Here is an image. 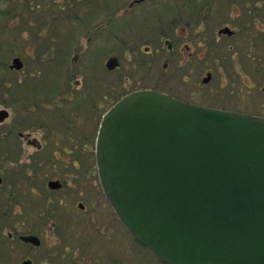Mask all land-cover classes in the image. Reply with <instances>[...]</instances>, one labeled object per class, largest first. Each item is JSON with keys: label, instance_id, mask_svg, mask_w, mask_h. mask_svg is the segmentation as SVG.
<instances>
[{"label": "rangeland", "instance_id": "obj_1", "mask_svg": "<svg viewBox=\"0 0 264 264\" xmlns=\"http://www.w3.org/2000/svg\"><path fill=\"white\" fill-rule=\"evenodd\" d=\"M58 1H53L54 5L48 1L49 7L53 8L49 11L48 6L44 9L42 0H33L32 5L38 3L44 9V18L33 13L22 21L17 18L16 23L8 21L10 25H5V31L10 32L16 42H13L14 52L4 58L8 67L5 81L10 88L1 87L0 108L7 109L9 117L0 123V132L8 133L14 122L19 125L14 135L17 136L18 131L28 132L33 123L26 114L31 97H42L48 91L59 89L63 82L60 74L64 71H67L70 81H73L71 73L81 79L77 94L81 96L76 99L77 107L89 110L95 105L99 110L94 126L83 130L84 136L88 133L90 137L96 135L97 119L100 120L102 112L122 94L144 87H156L204 105L264 116V47L258 43L264 39V6L261 0H144L130 7L131 0H86L88 10L74 16L72 11L54 10ZM11 3L22 4L20 0H10ZM205 8H210L206 10L208 16H199L197 11H204ZM178 9L195 11L194 19L202 22L203 30L188 33V37L192 35L194 39L191 40L196 43L191 55L189 51H183L184 54L175 51L174 56L169 58L160 35L173 38L175 33H182L178 27L173 31L165 22ZM63 15L70 17L67 24L71 28H64ZM53 18L58 22V27L51 26L54 22L50 25L49 21ZM159 18L164 20L163 29L157 22ZM108 19L110 24L106 23ZM226 22L236 28L237 34L232 39L221 37L214 41L217 30ZM42 23L48 27L38 35ZM87 36H90V42H86ZM253 36H258L254 43L251 42ZM50 46L56 51L52 62L43 60L42 56L47 48L51 49ZM146 47L152 51L149 52ZM156 48L157 53L154 51ZM74 52L79 53L77 60H72ZM112 54L119 63L109 71L110 74L106 71V75L115 80L114 97L109 96L105 100L102 92L93 97L90 94L97 89V75L101 68L106 70L105 61ZM16 55L24 62L19 70L9 67L12 57ZM255 61L259 64L258 72L255 71ZM164 63H167L166 67ZM76 68L81 69L75 71ZM207 68L212 70L208 83L203 82ZM69 88L73 89L71 85ZM96 98L100 103H96ZM12 144L14 146L8 148L0 146V176L3 179L0 184V198L3 199H0V205L12 199H32L28 196L20 198L21 192L27 191L29 176L22 166L17 167V161L14 163L17 156L22 157L21 150L30 153L33 152L32 148L22 141ZM94 146V142L83 145V176L70 189L53 190V200H80L89 206L92 202L96 203L95 206H103L107 199L99 183ZM5 193L14 197L7 199ZM3 218L0 212V222L4 221ZM122 231L125 233L117 222L116 233L119 237ZM127 250L129 264H160L148 254L147 258L141 257L144 248L134 239ZM121 260L117 259V264H125Z\"/></svg>", "mask_w": 264, "mask_h": 264}, {"label": "water", "instance_id": "obj_2", "mask_svg": "<svg viewBox=\"0 0 264 264\" xmlns=\"http://www.w3.org/2000/svg\"><path fill=\"white\" fill-rule=\"evenodd\" d=\"M95 152L117 217L163 263L264 264V117L135 91L102 117Z\"/></svg>", "mask_w": 264, "mask_h": 264}, {"label": "flooded vegetation", "instance_id": "obj_3", "mask_svg": "<svg viewBox=\"0 0 264 264\" xmlns=\"http://www.w3.org/2000/svg\"><path fill=\"white\" fill-rule=\"evenodd\" d=\"M48 1L51 5H54L53 1L57 0H47V4ZM58 2L54 10L72 11L73 16L74 14L84 13L89 7L86 0H59ZM134 3L139 2L131 0L128 6L130 7ZM49 8V11H52L53 8ZM208 9L197 11V14L206 17L208 16V13H206ZM195 13V11L188 9H178L172 17H167L165 22L173 28V31H176L177 27L182 30L180 35L174 32L175 37L173 38L171 36L164 37L163 34L160 35L166 51L169 52V58L174 56L175 51L181 54L189 51L188 54H192L196 43L191 40L194 39L192 35H190V38L188 37V33L198 29L203 30L202 22L194 19ZM70 16L72 17V15ZM63 18L64 28H71V25L67 24L70 17L65 15ZM157 22L160 23V28L163 29L165 24L163 18H159ZM49 23L50 25L53 23L51 26L58 27V22L54 18L50 19ZM106 23L110 24V20L108 19ZM225 28H228L229 31H223ZM216 33L217 35L213 36L214 41L219 40L221 37L232 39L237 31L236 28L226 22ZM254 37L251 38L252 43H254ZM86 42H90V36L86 37ZM50 48H47L42 54L44 56L43 60L48 62L54 60V54L56 53L51 46ZM250 49L252 50L251 47ZM146 50L152 51L149 47H146ZM154 51L157 53L158 48ZM78 57L79 53L74 52L72 60H77ZM112 57L116 56L114 54L109 55L105 61L106 70L104 67L101 68L97 75L99 77L96 80L97 89L90 94L93 97H96L100 92H102V97L105 100L109 96L114 97L115 80L106 75L107 72L110 74L109 71L115 69V67L110 68L108 64L109 59ZM254 64L255 71L258 72V61H255ZM163 65L166 67L167 63ZM80 69L76 68L75 71ZM205 73L210 74V80L211 68H207ZM60 75L63 82L59 89L53 92L46 91L47 93L42 97L35 95L32 96L33 98L31 97L26 114L27 117H31L33 123L29 126L28 132L18 131L17 136L14 135V130L19 127L18 122L12 124L13 129L10 135L7 136L9 131L8 133L1 132L3 136H0V146L3 145L8 148L11 145L10 147H13L12 142L22 141L30 146L33 152L27 153L21 150L22 157L17 156L14 160V163L17 161V167L22 166L29 176V184L26 186L27 191L23 190L20 198L28 196L32 199H12L1 202L0 205L1 217H4V221L0 222V264H23L25 261H27V264H117V259L120 262L123 259L125 264H129L127 246L132 244L134 238L117 217L108 200L103 202L101 207L95 206V202L90 203L91 206H89L80 200H53L51 198L52 191L74 187V184L83 176L85 155L83 145L92 142L95 145L97 131L104 114L119 99L134 91L152 90L187 103L223 110L229 109L188 101L156 87H144L122 94L102 112L100 120L97 119L96 135L90 137L87 136L88 133L84 136L83 130L94 126L95 115L99 110L95 105L91 106L89 110H80L77 107L76 99L81 96L77 95L81 79L77 77V74L71 73L73 81H70L67 71L61 72ZM70 85L73 89L69 88ZM249 87H253V85ZM262 90L264 91V87H262ZM95 101L100 103L97 98ZM5 120L0 121V123H4ZM94 157L96 161V154ZM52 181H57L59 187H52L50 185ZM2 182L3 179L0 176V184ZM0 193H2L1 190ZM5 195L7 199L11 196L14 197L12 194L8 196L5 193ZM117 222L125 231V233L123 231L119 233L120 237L116 233ZM134 241L142 247L137 240L134 239ZM146 250L145 248L140 254L141 257L147 258ZM148 255L157 263H162L152 253L149 252Z\"/></svg>", "mask_w": 264, "mask_h": 264}, {"label": "trees", "instance_id": "obj_4", "mask_svg": "<svg viewBox=\"0 0 264 264\" xmlns=\"http://www.w3.org/2000/svg\"><path fill=\"white\" fill-rule=\"evenodd\" d=\"M42 1L44 2L45 9L48 6L47 0ZM20 2H22V4L13 5L12 3L10 4V0H0V89L1 87L10 88V85L5 81V73L6 70L8 71V67L7 62L4 58L7 57L9 53L11 54L14 52L13 42L14 40L16 42V39L11 36V33L5 31V25L9 24L8 21H12V24L16 23L17 18L22 21L25 16L33 13L38 14L41 18L45 17V12L43 11L44 9H41V5L39 6L38 3L32 5L33 0H20ZM261 5L264 6V0H261ZM41 11H43V13ZM44 28H46V25L45 23H42L39 28L41 30H38V35L42 34ZM258 36H255L253 40H257ZM258 43L262 47H264V39L261 41L259 40ZM1 94L2 93H0V95ZM11 128L13 129V126H11ZM11 132L12 130L9 131V135L11 134ZM0 136H3L1 132ZM146 251V253L149 254V251Z\"/></svg>", "mask_w": 264, "mask_h": 264}, {"label": "bare ground", "instance_id": "obj_5", "mask_svg": "<svg viewBox=\"0 0 264 264\" xmlns=\"http://www.w3.org/2000/svg\"><path fill=\"white\" fill-rule=\"evenodd\" d=\"M135 1H137V2H140L141 0H135ZM17 56V55H16ZM13 57H15V56H13ZM12 57V58H13ZM19 57V56H18ZM21 59V58H20ZM22 60V59H21ZM23 62V61H22ZM9 65H10V63H9ZM23 66H24V62H23ZM1 109V108H0Z\"/></svg>", "mask_w": 264, "mask_h": 264}]
</instances>
